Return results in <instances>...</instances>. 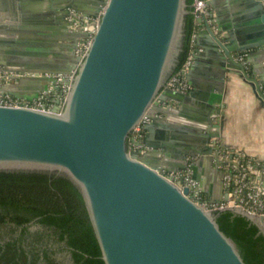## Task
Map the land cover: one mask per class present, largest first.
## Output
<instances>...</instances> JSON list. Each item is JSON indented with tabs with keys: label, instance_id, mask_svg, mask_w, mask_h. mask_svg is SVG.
I'll return each instance as SVG.
<instances>
[{
	"label": "water",
	"instance_id": "obj_1",
	"mask_svg": "<svg viewBox=\"0 0 264 264\" xmlns=\"http://www.w3.org/2000/svg\"><path fill=\"white\" fill-rule=\"evenodd\" d=\"M219 1L232 23L218 19L214 28L198 32L197 39L206 37L205 55L212 66L205 88L221 95L228 75H237L264 104V75L259 79L257 70L236 60L238 53L264 55V0L209 3ZM28 5L39 25L34 44L65 37L84 17L101 21L86 56L75 54L78 69L62 111L0 106V173L69 179L85 200L105 264H246L236 243L220 229L218 214L206 212L187 197L189 189L182 191L165 176L186 168L190 157L196 181L204 163L222 169L233 160L225 161L222 147L212 145L220 138L212 130L218 127L214 104L220 98L203 106V121L192 138H177V166L166 154L170 143L153 140L156 128H170L166 121L185 114L193 97L166 87L181 64L192 14L189 0H30ZM72 32L76 50L88 35ZM5 43L0 39V46ZM49 67L40 57L0 52V93L7 94V84L18 81L34 94L27 99H36L61 74ZM5 73L13 75L6 79ZM145 119L146 149L129 152V139ZM226 211L247 217L264 234V218Z\"/></svg>",
	"mask_w": 264,
	"mask_h": 264
},
{
	"label": "crops",
	"instance_id": "obj_2",
	"mask_svg": "<svg viewBox=\"0 0 264 264\" xmlns=\"http://www.w3.org/2000/svg\"><path fill=\"white\" fill-rule=\"evenodd\" d=\"M29 1L0 0V26L2 27L0 39L8 41L0 46V52L7 56H11V53L13 55L23 53L27 59L40 57L45 65H50L51 71L61 74L70 73L77 65L75 62L77 57H75V39L71 35L72 31H68L65 37L59 38L52 44H34L33 39L36 35L34 28L39 25H35L38 21L33 19V14L30 12L31 6L28 5ZM41 6L46 9L47 5ZM210 7L216 22L215 25L218 19L224 25H231L232 19L225 14L226 10H223L222 1H219L217 5L210 4ZM21 40H26V43L22 45ZM206 46L205 36L196 40L199 59L197 61L194 58L187 75L189 92L193 94V97L191 102L186 104L185 114L170 116L166 121V125L170 128H156L153 140L155 142L166 140L167 143H170L166 154L171 156V162L177 166L179 164L176 157L178 150L175 148L177 147V138L179 136L192 138L195 135L196 125L203 121L200 117L205 112L203 106L212 97L217 98L213 99L215 102L220 98L217 101L218 104H214V122L218 127L212 129L220 134V138L217 139L218 145L228 154H245L255 159L259 165L261 181V178H264V104L259 100L249 83L237 75H228L229 78L222 87L221 95L217 91L209 92L205 88L204 79L210 74L212 66L209 57L205 55ZM248 55L250 56L247 60L249 70H257L258 78L261 79L260 74L264 75V55L252 53H248ZM41 68L46 69V67ZM7 86L8 92L6 93L15 99L28 100L29 95H34L30 90L19 86L18 81H12ZM179 107V103H175L174 108L178 109ZM196 177L207 198L212 201H219L223 198L224 173L222 169L204 163L202 167H198Z\"/></svg>",
	"mask_w": 264,
	"mask_h": 264
},
{
	"label": "trees",
	"instance_id": "obj_3",
	"mask_svg": "<svg viewBox=\"0 0 264 264\" xmlns=\"http://www.w3.org/2000/svg\"><path fill=\"white\" fill-rule=\"evenodd\" d=\"M195 29L191 14L180 67L191 52ZM217 222L246 264H264V234L252 221L225 211ZM0 264H105L85 200L69 179L0 173Z\"/></svg>",
	"mask_w": 264,
	"mask_h": 264
},
{
	"label": "built area",
	"instance_id": "obj_4",
	"mask_svg": "<svg viewBox=\"0 0 264 264\" xmlns=\"http://www.w3.org/2000/svg\"><path fill=\"white\" fill-rule=\"evenodd\" d=\"M191 1L192 14L196 24L191 40V52L187 61L174 73L166 85L167 89L181 93L189 91L187 75L196 54L198 32L205 29L206 26L214 28L216 23L212 15L210 0ZM199 19L202 20L201 23L198 22ZM100 21V17H84L76 21L71 27L74 32L88 35V37L80 40L76 49V54L82 59L89 51L93 37L98 31ZM246 59L247 53L236 54L237 61L246 64ZM77 69L78 67L69 74L55 75L57 82L50 86L49 91L41 93L36 99L31 101L18 100L9 94L0 93V106L26 107L45 112H54L56 109L62 111ZM11 75L13 74L5 73L4 77L8 79ZM148 123L149 120H143L132 133L128 143L129 152L144 151L146 149L145 138L147 136ZM212 145H218V140L213 139ZM230 156H233L232 161H229ZM225 161H229V163L222 167L224 171V196L219 201H212L207 198L199 182L194 179L193 166L195 162L192 157L187 159L186 168L168 173L165 176L182 191L186 188L189 189L187 197L210 214L217 215L231 209L242 211L252 217L264 218V185L259 179L260 172L257 161L245 154H228L227 152Z\"/></svg>",
	"mask_w": 264,
	"mask_h": 264
},
{
	"label": "rangeland",
	"instance_id": "obj_5",
	"mask_svg": "<svg viewBox=\"0 0 264 264\" xmlns=\"http://www.w3.org/2000/svg\"><path fill=\"white\" fill-rule=\"evenodd\" d=\"M60 257L62 258V259H69V256H68V254L67 253H62L61 255H60Z\"/></svg>",
	"mask_w": 264,
	"mask_h": 264
}]
</instances>
